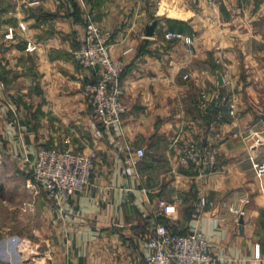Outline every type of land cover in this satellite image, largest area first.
<instances>
[{
	"label": "crops",
	"instance_id": "1",
	"mask_svg": "<svg viewBox=\"0 0 264 264\" xmlns=\"http://www.w3.org/2000/svg\"><path fill=\"white\" fill-rule=\"evenodd\" d=\"M89 18L112 32L111 54L125 63L122 126L101 125L84 94L93 73L74 51ZM169 29L191 36L193 50L184 38L166 39ZM217 93L235 96V115L200 107ZM261 113L264 0H3L0 204L11 210V191L30 190L39 212L35 229L30 218L0 225V264H147L158 222L202 232L217 264H264V175L254 166L264 159ZM191 142L216 153L204 173L179 163ZM129 145L146 150L136 164ZM40 146L98 153L91 184L62 206L29 184ZM202 196L215 204L201 207ZM160 200L176 211L167 216Z\"/></svg>",
	"mask_w": 264,
	"mask_h": 264
},
{
	"label": "built area",
	"instance_id": "2",
	"mask_svg": "<svg viewBox=\"0 0 264 264\" xmlns=\"http://www.w3.org/2000/svg\"><path fill=\"white\" fill-rule=\"evenodd\" d=\"M3 0H0V5ZM7 38L14 37V28L9 27ZM166 39L184 38L190 51L193 50V38L177 30H166ZM112 32L102 27L97 21L89 18L80 46L74 51L75 59L84 67L92 70L93 78L84 85V94L90 99L95 115L101 125L117 124L122 126L126 105L123 100V74L125 63L121 58L111 54ZM28 48H32L29 43ZM200 107L209 110L218 109L229 115L237 113V100L233 94L217 93L215 101L210 106L207 97L203 96ZM250 133L258 131L250 129ZM68 142V141H67ZM131 160L138 163L146 155L144 147L128 146ZM98 153L95 149L77 151L71 147L58 148L41 146L37 148L32 162L29 184L41 186L49 199L62 206L84 192L93 181L95 161ZM181 165L191 163L200 166L201 173L211 169L216 162V153L212 148L191 142L186 145L179 155ZM258 175H264V159L254 163ZM143 191L150 193L152 188L144 186ZM164 213L169 216L176 211V205L165 200L159 201ZM211 201L202 196L201 207L213 206ZM231 209L241 212L232 204ZM147 252L144 260L147 264H217L218 258L211 250L208 238L198 231L175 232L169 223L158 222L151 229L146 241Z\"/></svg>",
	"mask_w": 264,
	"mask_h": 264
},
{
	"label": "rangeland",
	"instance_id": "3",
	"mask_svg": "<svg viewBox=\"0 0 264 264\" xmlns=\"http://www.w3.org/2000/svg\"><path fill=\"white\" fill-rule=\"evenodd\" d=\"M10 107H11V110L17 115L18 114L17 108L14 105H10ZM2 150H4V147L1 145L0 152ZM2 161H3L2 154L0 153V165L3 164ZM30 176H31V171L27 173V177L30 178ZM11 192L14 193L13 198L15 201L17 200V202H14L11 210H8L4 205L0 204V225L2 226L6 225L7 221L11 219L9 217H12V219L15 221V225H20V227H22L23 225L28 224L25 220L27 218H30V222H29L30 227L31 229H35L36 225L38 224L36 216L38 215V212H39V209L36 204L37 203L36 201L38 200V198L36 196L39 193H36V196H34L35 195L34 192L30 190L29 191L13 190ZM44 196L45 198L46 196L48 197L47 194H45ZM22 198L27 201V205H26V202H23L24 200L21 201ZM20 201L22 202L21 204L18 203ZM33 220L35 222H33Z\"/></svg>",
	"mask_w": 264,
	"mask_h": 264
},
{
	"label": "water",
	"instance_id": "4",
	"mask_svg": "<svg viewBox=\"0 0 264 264\" xmlns=\"http://www.w3.org/2000/svg\"><path fill=\"white\" fill-rule=\"evenodd\" d=\"M157 23H158L157 19H154L153 21L149 22L146 25L145 34L148 36H153L155 34ZM261 116L264 118V113H261ZM241 220H243V217Z\"/></svg>",
	"mask_w": 264,
	"mask_h": 264
}]
</instances>
